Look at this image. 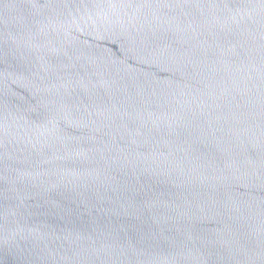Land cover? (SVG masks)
<instances>
[{"label": "water", "instance_id": "water-1", "mask_svg": "<svg viewBox=\"0 0 264 264\" xmlns=\"http://www.w3.org/2000/svg\"><path fill=\"white\" fill-rule=\"evenodd\" d=\"M0 264H264V0H0Z\"/></svg>", "mask_w": 264, "mask_h": 264}]
</instances>
